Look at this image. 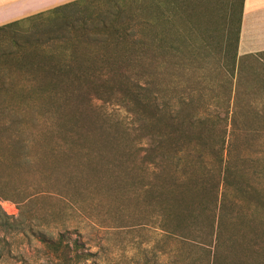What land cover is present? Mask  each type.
<instances>
[{
    "label": "rangeland",
    "instance_id": "374dc122",
    "mask_svg": "<svg viewBox=\"0 0 264 264\" xmlns=\"http://www.w3.org/2000/svg\"><path fill=\"white\" fill-rule=\"evenodd\" d=\"M72 1L59 13L1 33L0 44L27 36L35 43L46 31L55 37L61 24L73 20L72 40L53 50L68 47L86 59L77 64L82 68L105 67L99 58L121 52L111 45L118 34L129 43L154 35L172 39V50L162 42L159 66L130 70L126 87L99 84L82 88L68 103L41 104L44 117L73 125L76 143L57 139L60 148L36 132L23 167L14 164V153L0 149V264H264V55L237 56L240 0H228V25L198 16L205 0ZM115 12L119 19L99 44L75 39L83 20L91 24ZM23 45L28 56L36 50ZM33 62L46 69L55 63L44 54ZM8 75L1 107L18 100L11 88L21 76ZM42 81L33 78L32 84ZM154 96L166 161L158 179L143 159L149 130L136 122L143 110L135 100ZM171 116L205 122L203 161L191 169L201 186L196 194L182 183L174 192L182 201L177 216L167 218L163 200L171 197L170 180L194 163ZM180 211L183 220L177 219ZM196 235L204 237L203 250L194 247Z\"/></svg>",
    "mask_w": 264,
    "mask_h": 264
},
{
    "label": "trees",
    "instance_id": "16d2710c",
    "mask_svg": "<svg viewBox=\"0 0 264 264\" xmlns=\"http://www.w3.org/2000/svg\"><path fill=\"white\" fill-rule=\"evenodd\" d=\"M74 2L76 1L68 2L45 12L4 24L0 26V34L12 30L25 21L36 20L39 18L38 16L44 13H59ZM239 8L240 16L241 3ZM109 19H111V21H108ZM118 19L119 14L115 12L107 16H98L91 24L83 20L81 24H78L80 30L78 33L76 32L75 39L87 40L88 42L93 41L99 44L102 38L109 35L111 32L112 28L110 22H112V20L117 21ZM239 23L240 17H238L236 27V47L239 35ZM75 26L73 20H68L60 25V30L55 31V37L49 36L48 31H46L47 36L45 38H38L39 40L35 39L34 41H38L35 43H31L32 40L27 36L24 42H19L14 39L7 47H5V44L4 46L1 45L2 43L0 44V81L2 82L0 90L7 88L4 80L9 78L8 74L13 75L16 73L21 76V84L11 88L13 94H17V102L13 107H11L10 104L7 107L0 106V112L2 114V117H0V149H8L15 154L16 159L14 164L17 167H23L30 162L25 152L28 145L34 141L36 132H39L40 135H42L41 137L56 140V144L60 148L63 143L61 144L57 139H67V141L71 143H76L78 140L75 134H73V125L67 123L68 121H60L54 117H44L43 113L39 111V108L41 110L42 107L41 104L49 103L59 106L63 103H68V101L72 99V96L79 94L84 87L95 88L99 84L118 85L120 86L119 88L126 87V81L129 79L127 74L130 70L155 69L159 66L160 56L156 48L163 46L162 42L166 46L169 45L170 50H172V39L160 38L154 35L147 39L134 40L129 43L130 41L123 37V34H118L117 36H113L116 40H114L111 45L114 48H123L121 52L117 54H108L99 58L98 60L102 62L105 67L82 68L77 64L84 62L83 60L86 59L74 52H69L68 47H65L64 50L63 48L61 50H53L55 46L72 40L71 37H68V34L75 31ZM41 39H45L46 41H42ZM41 42L49 46V49L44 48ZM24 43L35 45L34 48H36V50H33L30 56H28L30 52H27L25 48H23ZM69 47L72 48L74 45L72 44ZM128 48L137 49L131 51L128 50ZM144 48L147 50H143ZM37 54H44L50 57V60L51 58L54 59V65L48 69L44 66L36 65L33 61L34 58L38 56ZM60 57L61 59H59ZM1 66L3 70H1ZM1 71H3V73H1ZM37 77L45 81L32 84V79ZM123 94L124 96H128L129 93H127V89L124 90ZM146 94L151 95L152 93L147 92ZM40 100V104H36V101L38 102ZM135 101L143 110L142 115L137 114L138 118H136V122L141 128L149 130L144 137V144L142 147L143 159L147 160L151 173L156 179L159 177L163 178L164 164L166 161L163 154L160 152L163 136L159 133L161 118L157 97L147 98L145 102H142L139 98ZM171 117L173 118L171 121L172 127L176 131H180V137L191 145L192 149L189 151V154L194 163H190V171L188 169L183 176L172 177L170 180L171 186L173 187L170 189L171 197H165L163 200L164 204L166 203L163 211L167 218L172 215L175 217L177 216L174 209L177 203L179 204V202L182 201L179 199L180 193L174 194V192L182 183H184V185H190L191 189L196 194L198 193L196 192L197 187L201 186L200 181L193 176L191 169L196 163L203 161V155L199 146H202L205 122L201 117H192L185 120L178 119V117L174 116ZM191 130H194V133H192ZM1 156L2 151L0 150V157ZM228 171V163H225L224 181L228 179ZM214 202L215 201H212V203ZM209 203L211 204L210 200ZM186 209L185 207V210ZM182 218L183 213L180 211L177 219ZM193 240L196 249L203 250L205 248L206 244L203 236L196 235Z\"/></svg>",
    "mask_w": 264,
    "mask_h": 264
},
{
    "label": "crops",
    "instance_id": "0c3cea01",
    "mask_svg": "<svg viewBox=\"0 0 264 264\" xmlns=\"http://www.w3.org/2000/svg\"><path fill=\"white\" fill-rule=\"evenodd\" d=\"M69 1L72 0H0V26ZM240 3L237 56L239 58L262 56L264 55V0H240ZM228 7V0H205L200 7L202 12L198 16L208 18L206 23L228 25Z\"/></svg>",
    "mask_w": 264,
    "mask_h": 264
}]
</instances>
